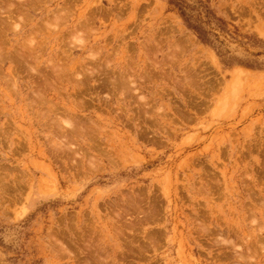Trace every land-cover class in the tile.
<instances>
[{
	"label": "rangeland",
	"instance_id": "rangeland-1",
	"mask_svg": "<svg viewBox=\"0 0 264 264\" xmlns=\"http://www.w3.org/2000/svg\"><path fill=\"white\" fill-rule=\"evenodd\" d=\"M0 264H264V0H0Z\"/></svg>",
	"mask_w": 264,
	"mask_h": 264
},
{
	"label": "trees",
	"instance_id": "trees-1",
	"mask_svg": "<svg viewBox=\"0 0 264 264\" xmlns=\"http://www.w3.org/2000/svg\"><path fill=\"white\" fill-rule=\"evenodd\" d=\"M182 14H185L184 11ZM189 18V17H188ZM187 20V19H186ZM189 23V27H191L192 29H194L198 34H199V37L204 40V41H207V38L205 37L204 35V31L201 29V27H199L198 25H195L194 23H191V21L188 19L187 20Z\"/></svg>",
	"mask_w": 264,
	"mask_h": 264
},
{
	"label": "bare ground",
	"instance_id": "bare-ground-1",
	"mask_svg": "<svg viewBox=\"0 0 264 264\" xmlns=\"http://www.w3.org/2000/svg\"><path fill=\"white\" fill-rule=\"evenodd\" d=\"M66 248V247H65Z\"/></svg>",
	"mask_w": 264,
	"mask_h": 264
}]
</instances>
